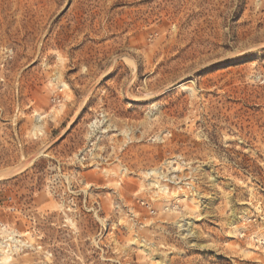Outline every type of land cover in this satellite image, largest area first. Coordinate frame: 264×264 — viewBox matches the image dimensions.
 <instances>
[{"label":"rangeland","instance_id":"obj_1","mask_svg":"<svg viewBox=\"0 0 264 264\" xmlns=\"http://www.w3.org/2000/svg\"><path fill=\"white\" fill-rule=\"evenodd\" d=\"M0 233L9 264H264V0H0Z\"/></svg>","mask_w":264,"mask_h":264},{"label":"bare ground","instance_id":"obj_2","mask_svg":"<svg viewBox=\"0 0 264 264\" xmlns=\"http://www.w3.org/2000/svg\"><path fill=\"white\" fill-rule=\"evenodd\" d=\"M59 87H64V85L62 84ZM33 116H34V124H33V127L31 129L35 133H42L44 131V128H45L44 127L45 126V120H44L45 119V115H43V113H34ZM89 127L91 129V132H94V130H96L98 128L97 122L96 121L91 122ZM92 134H94V133H90V135H92ZM122 171H123V173H126V169L122 168L121 169V172ZM145 175L150 176V177H152V175H153L154 178H155V179L154 178H151L150 180H148V186L153 187V188H157L159 191H161L163 193H165L167 191V186L162 183L163 182L162 181L163 173H160V171L158 169H150L147 172H145ZM67 222L70 224V226L72 228L75 229V225L73 224L72 221H70L69 219H67ZM183 222H185V221H183ZM183 226H189V221H188V223H183V224H180L179 225V227H183ZM2 229H4V228H2ZM186 229H183V230H186ZM13 234H14L13 232L11 233V235L8 234L9 236L6 234L8 236L7 237V241H9L11 244L12 243L19 244L20 241L19 240H16V238L14 239ZM21 236H23V234L19 235V237H21ZM5 247H9V249L8 248H7L8 250L1 249L2 248V245H0V251L2 252V254L0 253V255L2 256V258L0 259V264H9L10 261L13 259V257H11V254L13 252V249H15V248H13V247H15V245L14 246H12V245L10 246L9 243H8V245H6ZM139 247H142L143 250H145L148 253H150V250H148V248H146V245H140ZM149 256L152 257L151 255H149ZM161 263L162 262L160 261L158 264H161Z\"/></svg>","mask_w":264,"mask_h":264}]
</instances>
